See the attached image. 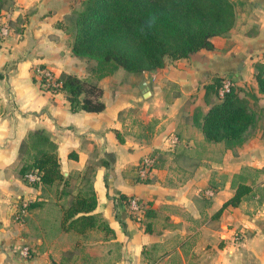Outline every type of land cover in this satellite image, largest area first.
<instances>
[{"label":"crops","instance_id":"crops-1","mask_svg":"<svg viewBox=\"0 0 264 264\" xmlns=\"http://www.w3.org/2000/svg\"><path fill=\"white\" fill-rule=\"evenodd\" d=\"M81 1L0 0V12L12 15L0 42V264H264V97L254 77L264 59V0H236L233 26L213 36L210 49L100 78L71 50L67 16ZM41 64L55 77L97 81L104 108L72 111L64 90L40 87L34 69ZM215 77L230 78L257 111L240 144L207 140L201 130L219 98L205 96ZM37 129L54 143L66 185L31 184L20 174L46 146L33 144ZM146 154L154 164L142 178L137 165ZM239 182L252 189L216 214ZM91 190L96 204L88 213L109 229L69 228L65 208ZM121 194L149 213L136 219ZM22 199L36 204L16 217ZM23 244L33 249L28 258L18 252Z\"/></svg>","mask_w":264,"mask_h":264},{"label":"trees","instance_id":"trees-1","mask_svg":"<svg viewBox=\"0 0 264 264\" xmlns=\"http://www.w3.org/2000/svg\"><path fill=\"white\" fill-rule=\"evenodd\" d=\"M2 5L0 4V10ZM66 29L72 34L71 50L90 64L88 69L100 78L118 68L127 72H142L161 67L166 58L187 57L201 48H212V37L228 33L235 21L233 0H82L78 8L67 16ZM44 66V65H39ZM254 77L258 91L264 97V59L255 63ZM60 89L65 91L72 111L84 109L100 111L104 102L102 89L94 80H87L69 72L56 76ZM220 77L205 85L206 98L219 94ZM260 116L264 106L259 108ZM257 111L231 86L222 96L210 103L203 114L200 127L205 139L223 140L228 145L240 144L247 128L256 121ZM119 135V134H118ZM33 144L38 148L33 160L20 167V174L37 169L40 182L64 180L55 145L42 132L34 130ZM121 139V137H120ZM147 180V179H145ZM37 184V182H33ZM246 182L237 183L234 193L216 211L227 205H237L251 190ZM120 197L126 198L125 194ZM29 202L27 206H34ZM96 196L89 191L76 196L65 208L64 221L69 228L84 231L90 227L108 230V225L95 214ZM149 213V209L145 210ZM80 213V214H79ZM148 225L146 226V228Z\"/></svg>","mask_w":264,"mask_h":264},{"label":"built area","instance_id":"built-area-1","mask_svg":"<svg viewBox=\"0 0 264 264\" xmlns=\"http://www.w3.org/2000/svg\"><path fill=\"white\" fill-rule=\"evenodd\" d=\"M11 20L12 15L10 11L6 10L0 12V42L4 41L10 35L12 31ZM34 75L42 89L52 92L60 90V82H56V77L48 67L36 66L34 69ZM231 86H234L232 80L228 77L223 78L222 84L219 88V96H222L225 91H228L231 88ZM172 140L175 142L177 141V138L173 137ZM153 164L154 156L150 154L144 155L137 165V173L139 177L147 178L150 175ZM25 178L26 181L31 184H33V182H40V175L37 172V169L34 168L26 172ZM125 201L130 213L139 220L144 215L147 205L135 196H129ZM28 203V199L21 200L20 209L16 217H19V215L24 212ZM18 252L24 258H28L33 254V249L28 244H23L18 248Z\"/></svg>","mask_w":264,"mask_h":264},{"label":"water","instance_id":"water-1","mask_svg":"<svg viewBox=\"0 0 264 264\" xmlns=\"http://www.w3.org/2000/svg\"><path fill=\"white\" fill-rule=\"evenodd\" d=\"M142 89H143V96H148L150 94V91H149L148 86L146 84V80L142 81Z\"/></svg>","mask_w":264,"mask_h":264},{"label":"rangeland","instance_id":"rangeland-1","mask_svg":"<svg viewBox=\"0 0 264 264\" xmlns=\"http://www.w3.org/2000/svg\"><path fill=\"white\" fill-rule=\"evenodd\" d=\"M234 2L236 1V0H233ZM90 64V63H89ZM36 150H35V153H37V148H35ZM80 249V248H79ZM82 250V249H81ZM72 251L73 252H75L77 255H79L80 253H82V251L81 252H78L79 250L78 249H76V248H74V249H72Z\"/></svg>","mask_w":264,"mask_h":264}]
</instances>
